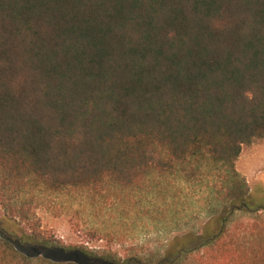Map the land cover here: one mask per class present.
<instances>
[{
    "label": "trees",
    "instance_id": "1",
    "mask_svg": "<svg viewBox=\"0 0 264 264\" xmlns=\"http://www.w3.org/2000/svg\"><path fill=\"white\" fill-rule=\"evenodd\" d=\"M260 138L264 0H0V264H264ZM43 203L160 244L68 243Z\"/></svg>",
    "mask_w": 264,
    "mask_h": 264
},
{
    "label": "rangeland",
    "instance_id": "2",
    "mask_svg": "<svg viewBox=\"0 0 264 264\" xmlns=\"http://www.w3.org/2000/svg\"><path fill=\"white\" fill-rule=\"evenodd\" d=\"M239 172L244 175L250 188L254 191L264 189V138H260L251 144L243 145L241 154L236 161ZM262 191V190H261ZM50 199V198H49ZM48 202V201H47ZM36 213L43 229L49 230L61 237L68 243H84L93 248L110 246L124 253L127 243L141 239L152 247L160 244L157 240L161 234L160 228L155 223H149L147 217L141 218L137 224L123 226L119 223L113 224L112 219H101L98 223L100 227L108 228L110 231L128 229L129 236L124 241L106 238L103 233L93 235L86 227L73 223L71 216L64 208L52 207L47 203L39 204ZM194 205V204H193ZM198 206V204H195ZM0 208V216L2 215ZM147 219V220H146ZM130 223V222H129ZM104 237V238H103Z\"/></svg>",
    "mask_w": 264,
    "mask_h": 264
}]
</instances>
